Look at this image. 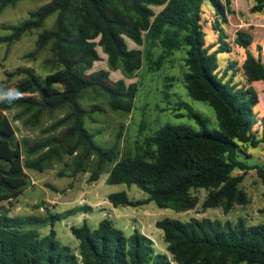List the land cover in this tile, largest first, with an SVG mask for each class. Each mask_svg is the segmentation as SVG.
I'll return each instance as SVG.
<instances>
[{"label": "trees", "instance_id": "trees-1", "mask_svg": "<svg viewBox=\"0 0 264 264\" xmlns=\"http://www.w3.org/2000/svg\"><path fill=\"white\" fill-rule=\"evenodd\" d=\"M23 1L0 0V12ZM233 1L51 0L31 11L21 24L5 27L12 33L0 37V44L10 46L26 34L44 29L46 21L55 16L25 58L37 59L50 45L53 57L49 62L62 68L45 78L31 68L6 71L7 81L23 76L11 96H1L7 87L0 84V264H264V224L248 226L242 218L236 223L210 218L159 220L156 226L163 232L169 257L156 253L146 235L135 230L126 236L108 218L96 229L86 221L71 227L78 240L77 251L62 244L55 222L89 212L88 206L40 218L13 216L2 205H11L23 195L29 186L27 168L44 172L54 162L63 163L60 177L90 173V182H97L104 166L111 163L109 184L135 185L149 195L134 201L126 192L113 193L108 200L116 208L153 201L160 208L185 213L201 202L194 190L207 191L204 209L221 208L228 214L236 206L248 205L249 196L241 188L244 175L234 172L250 168L238 160L239 144H264V116L258 120L255 108L260 99L253 85L264 81V49L258 47L256 57L249 50L253 36L237 31L234 42L247 56L242 66L245 85L234 84L236 63L230 62L220 71L217 59L219 53L232 50L225 32L213 26L220 31V41L211 52L203 23L204 5L211 4L215 14L225 18ZM251 12L264 13V0H256ZM183 46L188 48L184 74L188 96L214 109L219 130H210L202 116L189 111L200 130L166 124L151 136H138L134 155L119 158L122 128L112 146L98 145L85 123H95V114L103 109L99 105L84 107L85 95L104 97L114 112L131 113L139 91L134 74L146 62L151 72L161 69ZM103 61L105 66L95 69ZM3 109L18 113L11 120ZM60 111L66 112L41 130V138L17 140L13 121L35 128L45 115ZM144 128L142 125L140 132ZM256 170L264 180V167ZM48 223L50 231L42 235L38 228Z\"/></svg>", "mask_w": 264, "mask_h": 264}, {"label": "rangeland", "instance_id": "rangeland-1", "mask_svg": "<svg viewBox=\"0 0 264 264\" xmlns=\"http://www.w3.org/2000/svg\"><path fill=\"white\" fill-rule=\"evenodd\" d=\"M51 0H34L20 2L15 8L8 7L0 12V37L10 35L12 32L5 27L18 25L28 19L29 13L50 2ZM256 4V0H234L232 8L227 12L225 18L215 14V9L211 4L204 5V31L206 33V46H213L211 52L218 49L220 41V31L213 27L215 24L226 34V41L232 47L230 52L219 53L217 59L219 70L223 71L229 63H236L238 72L233 81L239 86L245 85L242 74V66L246 59V50L235 44L238 30H245L253 36L254 42L249 50L257 57L258 47L264 49V13L254 14L251 8ZM219 22H216V19ZM55 16L46 21L45 28H49L54 23ZM41 30H34L26 34L18 42L12 45L0 44V84L7 87L1 90V96H11L17 90V85L23 76H16L7 81L6 71L13 72L19 67L31 68L41 78L56 72L62 67H57L49 62L52 59L50 45L45 47L38 55L37 59H27L25 56L35 49L36 41ZM187 46H183L175 54L165 60L161 69L150 71L147 62L134 75L137 77L139 91L135 102L134 110L131 113L114 112L106 104L104 97L96 99L91 93L85 95L81 101L84 107L91 108L99 105L102 113H96V122L86 121L85 127L95 135V141L102 147H110L115 141L116 134L122 128L121 150L119 158L124 155H134L135 141L138 136L141 138L153 135L157 130L166 124L186 125L195 130H200V125L195 119L188 116L189 111L199 114L205 119L206 126L210 130H219V124L215 111L209 104L192 100L187 93L184 83V74L187 70L185 59L187 56ZM102 54V53H101ZM264 56V54H263ZM159 57L156 52L155 59ZM264 63V57L262 58ZM105 66L101 62L95 69ZM219 72V71H218ZM232 71L229 72L226 80L230 79ZM7 81V82H6ZM259 94L260 102L255 111L258 120L264 116V81L253 84ZM1 87V88H2ZM180 104L185 105L181 107ZM3 114L13 120L18 110H2ZM66 111H60L54 116L45 115L39 127H25L21 120L13 121L16 130L17 140L21 143L24 139L31 140L42 137L41 130L49 126L53 121L62 117ZM144 115V117H143ZM145 128L140 132L141 126ZM258 126V125H257ZM238 160L247 164L250 168L246 171L236 169L235 176L244 175L241 188L248 194L250 202L246 206H236L230 213L225 214L221 208L204 209L202 204L207 197V191L194 190L201 202L199 206L189 212L179 213L170 208H160L155 202H149L142 206L114 207L108 200V196L113 193L126 192L134 201H143L149 195L133 185L109 184L108 178L112 170V164L104 166V170L97 182H90V173H82L74 178L60 177L63 170V163L54 162L53 166L45 169L44 172L26 169L29 175V186L23 195L12 201V204L2 205L11 210L13 216H35L46 218L53 214H63L72 209L88 206L89 212L77 213L64 220L55 222L54 229L57 238L62 244L70 246L77 251L78 240L71 232L72 226H81L86 221L91 228L96 229L103 219H110L116 228L122 230L126 236H130L135 230L149 237L158 254H170L167 252V243L163 238V232L157 228L159 220L170 218L180 221H189L193 218L230 221L236 223L238 219L245 220L248 226L264 224V180L259 178L256 168L264 167V144L259 147H252L249 144H239ZM50 224L39 227L42 235L50 231Z\"/></svg>", "mask_w": 264, "mask_h": 264}, {"label": "crops", "instance_id": "crops-1", "mask_svg": "<svg viewBox=\"0 0 264 264\" xmlns=\"http://www.w3.org/2000/svg\"><path fill=\"white\" fill-rule=\"evenodd\" d=\"M233 3H234V1H233Z\"/></svg>", "mask_w": 264, "mask_h": 264}]
</instances>
